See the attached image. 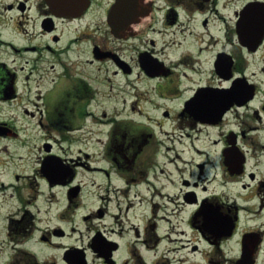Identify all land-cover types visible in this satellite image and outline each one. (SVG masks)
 <instances>
[{"label": "flooded vegetation", "instance_id": "af4514ba", "mask_svg": "<svg viewBox=\"0 0 264 264\" xmlns=\"http://www.w3.org/2000/svg\"><path fill=\"white\" fill-rule=\"evenodd\" d=\"M69 4L0 0V264H264V0Z\"/></svg>", "mask_w": 264, "mask_h": 264}, {"label": "water", "instance_id": "95a60500", "mask_svg": "<svg viewBox=\"0 0 264 264\" xmlns=\"http://www.w3.org/2000/svg\"><path fill=\"white\" fill-rule=\"evenodd\" d=\"M71 0H48L49 7L56 13L71 14L74 10L73 6L69 4ZM81 6H78L80 8Z\"/></svg>", "mask_w": 264, "mask_h": 264}]
</instances>
